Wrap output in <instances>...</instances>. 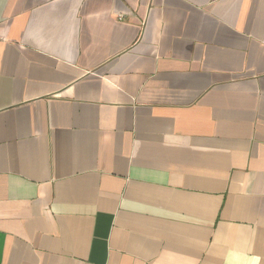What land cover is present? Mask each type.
I'll return each instance as SVG.
<instances>
[{
  "label": "crops",
  "instance_id": "0c3cea01",
  "mask_svg": "<svg viewBox=\"0 0 264 264\" xmlns=\"http://www.w3.org/2000/svg\"><path fill=\"white\" fill-rule=\"evenodd\" d=\"M0 264H264V0H0Z\"/></svg>",
  "mask_w": 264,
  "mask_h": 264
}]
</instances>
